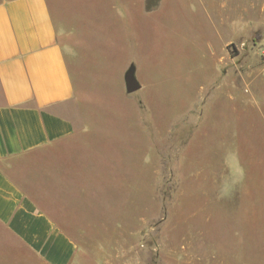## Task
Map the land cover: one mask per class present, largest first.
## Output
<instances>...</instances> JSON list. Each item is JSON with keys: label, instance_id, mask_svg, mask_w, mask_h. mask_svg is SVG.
I'll return each mask as SVG.
<instances>
[{"label": "rangeland", "instance_id": "374dc122", "mask_svg": "<svg viewBox=\"0 0 264 264\" xmlns=\"http://www.w3.org/2000/svg\"><path fill=\"white\" fill-rule=\"evenodd\" d=\"M47 1L85 137L49 158L64 183L40 190L76 215L83 264H264V0H226L224 16L192 0ZM22 250L0 242V260L30 263Z\"/></svg>", "mask_w": 264, "mask_h": 264}, {"label": "crops", "instance_id": "0c3cea01", "mask_svg": "<svg viewBox=\"0 0 264 264\" xmlns=\"http://www.w3.org/2000/svg\"><path fill=\"white\" fill-rule=\"evenodd\" d=\"M192 3L194 13L199 4L209 15L233 11L226 0ZM249 7L257 13L258 0ZM233 19L221 23L241 29ZM246 21L248 27L256 19ZM77 92L48 1L0 0V242L15 251L20 243L28 264H83L87 254L71 233L78 229L67 224L76 215L63 214L40 190L51 176L64 183L59 167L49 173V158L57 164L85 137ZM33 168L41 173L29 175ZM85 193L80 188L78 200Z\"/></svg>", "mask_w": 264, "mask_h": 264}, {"label": "water", "instance_id": "95a60500", "mask_svg": "<svg viewBox=\"0 0 264 264\" xmlns=\"http://www.w3.org/2000/svg\"><path fill=\"white\" fill-rule=\"evenodd\" d=\"M126 88L128 93H135L141 89L139 82L135 77V70L131 68L126 74Z\"/></svg>", "mask_w": 264, "mask_h": 264}]
</instances>
